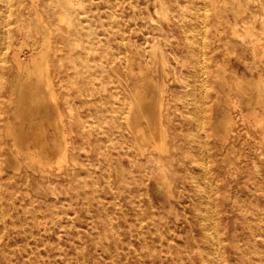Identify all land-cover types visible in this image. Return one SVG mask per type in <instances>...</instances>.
<instances>
[{
	"label": "bare ground",
	"instance_id": "obj_1",
	"mask_svg": "<svg viewBox=\"0 0 264 264\" xmlns=\"http://www.w3.org/2000/svg\"><path fill=\"white\" fill-rule=\"evenodd\" d=\"M119 199L125 259L264 264V0H0V264Z\"/></svg>",
	"mask_w": 264,
	"mask_h": 264
},
{
	"label": "rangeland",
	"instance_id": "obj_2",
	"mask_svg": "<svg viewBox=\"0 0 264 264\" xmlns=\"http://www.w3.org/2000/svg\"><path fill=\"white\" fill-rule=\"evenodd\" d=\"M103 5L104 3L100 1L93 3L94 8H101ZM119 178L115 180L113 177L115 185L118 184ZM102 195L104 202L108 204L110 193L103 189ZM111 204L112 208L102 207L101 213H93L91 216L84 208L77 206L73 215L74 221L65 219L62 226L51 223L40 235H36L37 238L31 236L28 239L21 236L9 238V244L16 245L11 247L9 264H13L17 257L16 264H160L156 258L145 255L131 254L128 255L129 259H125L124 252H115L117 246L114 236L123 241L128 239L132 246L140 247L135 226L138 220L129 203L119 199ZM122 210L131 218L130 233L125 228L127 224ZM143 225H146L145 221ZM145 234L148 236V233ZM36 239L38 244L35 243ZM121 245L123 246L119 242V246ZM145 250L146 247L143 248V252Z\"/></svg>",
	"mask_w": 264,
	"mask_h": 264
}]
</instances>
